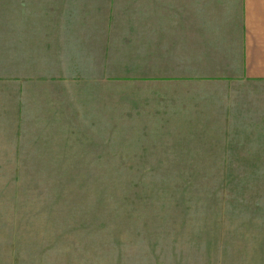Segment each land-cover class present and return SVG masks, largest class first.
<instances>
[{"label":"rangeland","instance_id":"rangeland-1","mask_svg":"<svg viewBox=\"0 0 264 264\" xmlns=\"http://www.w3.org/2000/svg\"><path fill=\"white\" fill-rule=\"evenodd\" d=\"M131 1L113 19H141ZM112 9L78 20L102 28ZM129 78L82 94L94 116L78 107L68 143L36 140L31 94L0 77V264H264V83L241 108L191 92L181 110Z\"/></svg>","mask_w":264,"mask_h":264},{"label":"crops","instance_id":"crops-1","mask_svg":"<svg viewBox=\"0 0 264 264\" xmlns=\"http://www.w3.org/2000/svg\"><path fill=\"white\" fill-rule=\"evenodd\" d=\"M131 2L141 19H113L123 0H0V77L17 85L15 92L31 94L20 107L24 118L34 120L23 123L38 126L36 140H55L61 133L68 143L76 139L71 134L78 107L92 108L94 116L82 94L108 91L111 79L135 76L169 88L174 97L161 107L181 110L189 107L191 92H211L218 101L219 94L224 102L232 93L241 108L249 86L264 83V0ZM99 6L113 7L102 28L78 20ZM202 101L192 107L203 108ZM258 109L264 118V102Z\"/></svg>","mask_w":264,"mask_h":264}]
</instances>
